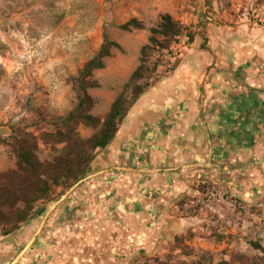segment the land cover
<instances>
[{
    "label": "crops",
    "instance_id": "crops-1",
    "mask_svg": "<svg viewBox=\"0 0 264 264\" xmlns=\"http://www.w3.org/2000/svg\"><path fill=\"white\" fill-rule=\"evenodd\" d=\"M207 20L208 49L196 50L198 37L159 77L99 153L93 176L38 226L35 219L0 237V264L44 223L18 264L190 262L201 255L264 261V228L201 236L177 210L196 183L224 186L249 203L264 200V18L226 10Z\"/></svg>",
    "mask_w": 264,
    "mask_h": 264
},
{
    "label": "rangeland",
    "instance_id": "rangeland-1",
    "mask_svg": "<svg viewBox=\"0 0 264 264\" xmlns=\"http://www.w3.org/2000/svg\"><path fill=\"white\" fill-rule=\"evenodd\" d=\"M226 10L232 16L247 15L259 20L264 18V0H0V175L16 169L15 139L19 134L27 132L40 139L44 132L61 127L62 120L76 108L78 97L72 79L99 51L105 29L123 52H115L107 60L105 69L95 72L94 78L101 87L89 90V94L97 100L92 114L100 120H104L138 67L140 51L150 37L147 30L127 33L120 31L118 26L137 19L150 29L157 25L160 15L169 14L185 27L178 44L162 55L163 64L152 81L154 85L159 77L181 63L186 49L191 48L196 39L201 38L196 50L208 49L207 19ZM189 36H193V43ZM79 131L83 138L96 133L86 127H80ZM53 155L52 147L40 142L41 161H50ZM91 166L81 180L93 176L95 167ZM70 189L62 194L58 189L52 201L38 204L29 222L36 219L38 226ZM23 227L25 224L19 230ZM44 228L45 223L40 228L41 233ZM5 229L6 225L0 223V237ZM183 254H188L186 248ZM167 259L185 264L211 261L215 264H264V261L240 257L231 262H217L208 255L190 262L174 256ZM144 262L155 264L154 259L141 264Z\"/></svg>",
    "mask_w": 264,
    "mask_h": 264
},
{
    "label": "trees",
    "instance_id": "trees-1",
    "mask_svg": "<svg viewBox=\"0 0 264 264\" xmlns=\"http://www.w3.org/2000/svg\"><path fill=\"white\" fill-rule=\"evenodd\" d=\"M118 29L127 33L147 30L150 37L140 51L138 67L104 120L92 114L97 100L89 94V90L101 87L94 78L95 72L105 69L107 60L115 52H123L122 47L111 39L107 29L97 54L72 79L78 104L62 120V126L44 132L40 139L27 132L19 134L15 139L16 169L0 175V223L6 225L4 237L12 235L29 222L36 206L52 201L58 189H61L62 194L86 176L97 153L105 150L115 140L132 107L151 88L152 81L163 64L162 55L169 53L186 31L169 14L160 15L157 25L150 29L137 19H131L118 26ZM189 41L193 43V36H189ZM80 127L96 130V133L90 138H83ZM40 142L52 147V160L41 161ZM154 263L185 264L172 263L170 259H155ZM204 264L215 263L211 261Z\"/></svg>",
    "mask_w": 264,
    "mask_h": 264
},
{
    "label": "built area",
    "instance_id": "built-area-1",
    "mask_svg": "<svg viewBox=\"0 0 264 264\" xmlns=\"http://www.w3.org/2000/svg\"><path fill=\"white\" fill-rule=\"evenodd\" d=\"M177 210L181 218L194 222L201 236H230L240 229L264 228V200L249 203L213 183H196Z\"/></svg>",
    "mask_w": 264,
    "mask_h": 264
},
{
    "label": "water",
    "instance_id": "water-1",
    "mask_svg": "<svg viewBox=\"0 0 264 264\" xmlns=\"http://www.w3.org/2000/svg\"><path fill=\"white\" fill-rule=\"evenodd\" d=\"M87 181V179L81 180L80 182H78L76 185H74L69 192L66 193L65 196L62 197V199L60 200L59 203L64 202L67 197L73 193V191L79 187L80 185L84 184ZM41 236V229L39 230V232L37 233L36 238H34L25 248L24 250L19 254V256L14 260V262L12 264H18L21 262V260L26 256V254L31 250V248L35 245L37 238ZM32 246V247H31Z\"/></svg>",
    "mask_w": 264,
    "mask_h": 264
},
{
    "label": "flooded vegetation",
    "instance_id": "flooded-vegetation-1",
    "mask_svg": "<svg viewBox=\"0 0 264 264\" xmlns=\"http://www.w3.org/2000/svg\"><path fill=\"white\" fill-rule=\"evenodd\" d=\"M31 241H29L26 245H28Z\"/></svg>",
    "mask_w": 264,
    "mask_h": 264
}]
</instances>
